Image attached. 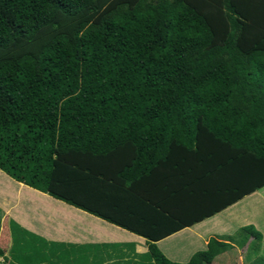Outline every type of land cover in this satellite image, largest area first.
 <instances>
[{
	"label": "trees",
	"instance_id": "1",
	"mask_svg": "<svg viewBox=\"0 0 264 264\" xmlns=\"http://www.w3.org/2000/svg\"><path fill=\"white\" fill-rule=\"evenodd\" d=\"M207 137L240 199L264 187V0H0L9 177L146 238L154 264H213L229 244L170 261L155 243L188 225L128 180Z\"/></svg>",
	"mask_w": 264,
	"mask_h": 264
},
{
	"label": "crops",
	"instance_id": "2",
	"mask_svg": "<svg viewBox=\"0 0 264 264\" xmlns=\"http://www.w3.org/2000/svg\"><path fill=\"white\" fill-rule=\"evenodd\" d=\"M214 140L207 137L183 155L164 153L168 159L182 155L166 162L181 163L173 168L162 162L149 175L141 169L134 175L128 173L142 197L157 203L168 219L188 225L155 243L175 263H188L197 252L207 250L212 239L230 245L213 264L230 261L232 251L247 249L258 240L244 228L260 233L264 246V217H258L264 187L240 199L235 190L240 187V165L232 161L234 154L228 149L213 147ZM150 219L164 218L161 212H151ZM242 234L248 236L240 239ZM20 240L36 243L33 247L42 249L38 257H53L58 263L63 255H80L87 258V264H143L139 259L154 264L148 257L146 238L17 182L0 170V244L6 249L4 256L0 254V264H13V248ZM71 262L75 263L74 258Z\"/></svg>",
	"mask_w": 264,
	"mask_h": 264
},
{
	"label": "rangeland",
	"instance_id": "3",
	"mask_svg": "<svg viewBox=\"0 0 264 264\" xmlns=\"http://www.w3.org/2000/svg\"><path fill=\"white\" fill-rule=\"evenodd\" d=\"M262 190L263 192H261L262 193L261 195L263 197L264 188ZM261 207L262 210L259 211V215H258V217L260 218L264 217V200H263V205H261ZM244 236H248V234H242L240 236V239H242ZM33 246H36V243H33L32 241L29 240H24V241L20 240L19 242L16 241L12 253V256L14 258H11L10 262L11 260H13L12 261L13 264H87L85 262L87 258L84 256L81 257L80 255H72L73 257L63 255L60 258L61 260L60 263H58L57 259L53 257H46V258L38 257L36 253L41 252L42 249L39 247L37 249V247H33ZM0 251H2L0 254L4 256L6 249L1 244H0ZM105 251L109 252V250H105ZM17 256L20 257L18 258ZM71 258H74L75 263L71 262ZM41 261H46V262L41 263ZM131 261L134 262V260ZM137 261L143 264L148 263L147 260L144 259H139ZM96 263H98V261H96ZM222 264H264V246H261L260 240L258 239L253 243L251 247L247 249L242 250L238 248L232 251L230 261L224 262Z\"/></svg>",
	"mask_w": 264,
	"mask_h": 264
}]
</instances>
